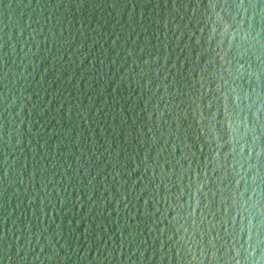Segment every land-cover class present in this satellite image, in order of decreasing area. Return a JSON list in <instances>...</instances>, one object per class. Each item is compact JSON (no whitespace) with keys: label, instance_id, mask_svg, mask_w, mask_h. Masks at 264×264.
I'll return each mask as SVG.
<instances>
[{"label":"water","instance_id":"1","mask_svg":"<svg viewBox=\"0 0 264 264\" xmlns=\"http://www.w3.org/2000/svg\"><path fill=\"white\" fill-rule=\"evenodd\" d=\"M0 264H264V0H0Z\"/></svg>","mask_w":264,"mask_h":264}]
</instances>
